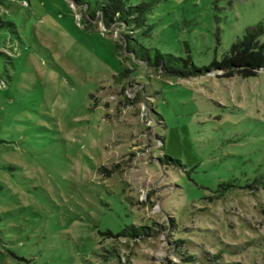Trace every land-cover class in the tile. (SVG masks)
Segmentation results:
<instances>
[{
	"label": "rangeland",
	"instance_id": "obj_1",
	"mask_svg": "<svg viewBox=\"0 0 264 264\" xmlns=\"http://www.w3.org/2000/svg\"><path fill=\"white\" fill-rule=\"evenodd\" d=\"M263 43L264 0H0V264H264Z\"/></svg>",
	"mask_w": 264,
	"mask_h": 264
},
{
	"label": "trees",
	"instance_id": "obj_2",
	"mask_svg": "<svg viewBox=\"0 0 264 264\" xmlns=\"http://www.w3.org/2000/svg\"><path fill=\"white\" fill-rule=\"evenodd\" d=\"M241 61H244V63H251L253 66L264 65V43L263 45L259 46L257 51H246Z\"/></svg>",
	"mask_w": 264,
	"mask_h": 264
},
{
	"label": "built area",
	"instance_id": "obj_3",
	"mask_svg": "<svg viewBox=\"0 0 264 264\" xmlns=\"http://www.w3.org/2000/svg\"><path fill=\"white\" fill-rule=\"evenodd\" d=\"M1 84H4V81H1Z\"/></svg>",
	"mask_w": 264,
	"mask_h": 264
}]
</instances>
